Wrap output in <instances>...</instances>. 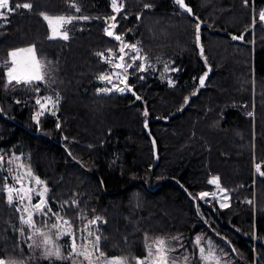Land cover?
<instances>
[{
	"label": "trees",
	"instance_id": "16d2710c",
	"mask_svg": "<svg viewBox=\"0 0 264 264\" xmlns=\"http://www.w3.org/2000/svg\"><path fill=\"white\" fill-rule=\"evenodd\" d=\"M12 2L32 3L33 8L0 19V155L5 161L0 167V258L26 264L50 261L30 256V230L21 223L16 205L6 202L3 186L15 184V168L7 161L16 155L46 183L53 212L69 202L61 214L81 230L79 239L87 235L83 229L89 220L102 218L91 230L101 237L106 257L118 255L134 264L147 255L146 245L162 237L169 249H176L170 254L177 264H184L185 256L191 264H203L195 244L199 235L201 245L207 248L212 242L221 252L217 255L232 264H264V176L253 164V119L242 106L251 97V69L263 92L259 103L264 100V39L256 34L253 67L249 44L251 9L264 8V0H186L192 13L175 0H118L123 6L119 14L111 0ZM41 13L90 20L67 25V40L49 39ZM113 15L116 20L106 23ZM110 23L152 65L144 72L129 71L128 84L141 96L139 101L131 91H98L106 83L97 77L112 72V65L96 53L107 56L108 49L118 52L121 44L105 34ZM256 30L264 32V26L258 23ZM241 34L244 41L233 39ZM32 45L45 63V79L8 84L9 52ZM209 68L201 87L200 78ZM57 93L56 108L34 119L40 108L36 99H55ZM256 131L257 163L264 171V108L259 109ZM255 172L258 196L253 201ZM213 177L230 190L227 207L198 197L215 187L208 183ZM73 200L78 207L71 206ZM34 219L39 223L44 218ZM68 252L65 243L63 254Z\"/></svg>",
	"mask_w": 264,
	"mask_h": 264
},
{
	"label": "snow or ice",
	"instance_id": "6c2138e0",
	"mask_svg": "<svg viewBox=\"0 0 264 264\" xmlns=\"http://www.w3.org/2000/svg\"><path fill=\"white\" fill-rule=\"evenodd\" d=\"M176 4H178L181 8H184L186 11L191 13V8H188L185 4V0H175ZM112 10L114 13L119 14L122 11V5L118 6L117 0H111ZM71 8L74 9L75 13H80L81 9L75 4L72 3L70 5ZM148 7V5H145ZM20 8L31 10L33 8L32 3H13L12 0H0V19L7 21V14L11 12H15ZM43 19L48 23L51 35L49 39L61 38L64 40L69 39V32L65 25H70L74 21H89V16L83 15H59V16H49L45 13H41ZM261 21H264V12L260 13ZM116 15L110 16L106 18V23L109 21H115ZM116 27L115 23H110L108 27L104 29L105 34L111 37H114L115 40L120 41L122 46L118 49V52H113L111 49H108V55L106 56L104 52H98L96 55L100 56L105 63L112 65V67L116 71H112L110 73H101L97 78L100 81H106L108 84H111L112 87L101 88L98 89L99 92H110L115 90L117 92H125L131 91L133 95L135 92L133 87L127 83L129 79V70L132 69L138 72L147 71L152 65L148 62L147 56L141 55V49L137 46V44H127L123 41L122 36L116 34L112 29ZM197 42L200 40L199 36V28L200 24L197 23ZM242 38V37H240ZM233 39H237V37H233ZM125 49H130L131 52L135 53L134 55H129ZM202 51V49H201ZM27 53L29 54L27 57H23L17 59L18 54ZM9 57H11V65L8 67V71L6 73L8 77V84L15 83H25L31 84L34 82L43 81L45 79L46 73L42 74L40 71V61L36 58V50L35 45H32L28 48L16 49L9 52ZM115 58V60H114ZM127 58V59H126ZM137 61L140 63L137 65ZM165 72L169 71V66L167 64L164 65ZM172 71H176L177 69H171ZM207 73H205V76ZM114 78L118 83H114ZM143 79V77H140ZM204 78H200V84L203 86ZM120 84H123V87H120ZM169 84H172V81L169 80ZM37 93H39L40 89L37 87L35 89ZM195 95V93H193ZM136 99H140L139 96H136ZM188 97H185L184 103H188ZM43 100V103H42ZM59 102V94H56L55 99L52 96L40 97L37 98L35 103L40 106L41 110H47V106L51 104L53 107L56 106ZM19 103V101H17ZM43 111L38 112L34 119L39 118V115H42ZM55 114V113H53ZM145 116L148 115L147 111L144 113ZM147 126V125H146ZM59 127V124H57ZM20 156L13 155L8 159L7 163L12 164L17 160H20ZM5 163L4 157L0 155V166ZM19 167L24 168V165H19ZM261 165H256V171L264 176V171H261ZM28 177V187H25L24 177ZM11 179L15 181V184L9 185L7 182L3 186V191H6L7 197L6 202L9 205H16V211L22 213L20 215L21 223L27 225L30 230V234L27 236V241H31L28 243V248H42L43 249V257L49 260H67L71 261V264H78L79 257H83L84 260L88 261V264H97V262H101V264H128L126 258L122 257H113L107 258L105 254L100 250V241L101 237L99 235H95L91 230L92 225H96L98 221H101L102 218L99 216L94 217L89 220L88 223L84 226L83 232L87 233L86 236L83 237L87 244L78 243V233L81 231L80 229L73 228V221L66 219L65 215L61 213L64 211L65 207L69 206V202L65 201L63 205H61L60 212H53L51 206L49 205L46 194L49 191L46 183L42 181L39 177L33 175L30 167L26 168L25 172L19 173L17 175L11 176ZM34 181L37 188H33L31 186ZM209 184H215L219 187V177H213L208 181ZM15 185H20V187H16ZM220 191L226 192V189L221 188ZM33 194L38 197V200L35 204L32 203ZM212 196L215 198L216 193L209 192H200L198 193V197L200 200H204L206 197ZM226 198V197H225ZM195 199V198H194ZM27 201V204L24 202ZM71 206L78 207V202L73 200L71 202ZM227 204H221V207H227ZM26 213V216L24 215ZM34 217H43V221L39 222L34 219ZM83 218V217H81ZM47 229V231L45 230ZM21 235H24V229H19ZM70 238L69 252L67 255H64L61 251V246L57 243L62 237ZM94 239L89 240V237H93ZM179 239V238H174ZM201 237H197L195 240V244L199 249V260L203 262V264H221V256L217 255L215 245L209 243L207 248L200 246L201 245ZM91 245V250L88 245ZM148 249V257L143 260H136V264H177L176 257H170V251H176V249H169L167 247V242L163 238H157V240L153 241L152 244L146 245ZM183 247V245H181ZM151 258V259H149ZM0 264H24L23 260H16L14 258L8 259L7 261L0 259ZM82 264V262H81ZM184 264H191L189 258L187 256L184 257Z\"/></svg>",
	"mask_w": 264,
	"mask_h": 264
},
{
	"label": "rangeland",
	"instance_id": "374dc122",
	"mask_svg": "<svg viewBox=\"0 0 264 264\" xmlns=\"http://www.w3.org/2000/svg\"><path fill=\"white\" fill-rule=\"evenodd\" d=\"M186 1V0H185ZM117 4H118V6H120V3L118 2V0H117ZM184 9V8H183ZM252 11H251V26H250V29H251V32H252V38H251V41L249 42V44L251 45V66L253 67V65H254V61H253V55H254V53H255V50H256V46L258 45L259 46V44H256V43H258L257 42V38H255L256 37V34L257 33H260L261 34V36H260V39H264V32H262V30H260V31H258V30H256L257 29V25H258V23H261V25L262 26H264V21H261V19H260V13L261 12H264V8H261V9H259V10H255V8H253L252 7V9H251ZM48 15V14H47ZM49 16H52V15H49ZM65 27L67 28V25H65ZM243 35L241 34L240 36L239 35H237V37H238V40H240L241 41V39L243 40V37H242ZM240 37H242V38H240ZM244 41V40H243ZM122 46V44H120V46H119V48ZM28 47H30V46H28ZM28 47H25V48H28ZM13 51V50H12ZM125 51L126 52H128L129 53V51H128V49H125ZM29 54H27V53H20V54H18V57H17V59H20V58H23V57H27ZM130 55V54H129ZM36 58L40 61V64H41V67H40V71H41V73L42 74H45V70H44V61H43V59H41L39 56H38V54H37V52H36ZM11 57H9V60L11 61ZM127 59V58H126ZM114 60H115V58H114ZM7 71H8V68L6 69V73H7ZM112 71H116L113 67H112ZM130 71V70H129ZM208 71V70H207ZM206 71V72H207ZM205 72V73H206ZM6 73H5V79H6V81L8 80V77H7V75H6ZM204 73V74H205ZM203 77V76H202ZM208 78V77H207ZM130 75H129V79H128V81H130ZM114 80H115V78H114ZM207 80V79H206ZM128 81H127V83H128ZM206 82V81H205ZM105 83H106V87H108V88H111L112 87V85L111 84H108L106 81H105ZM114 83H118V81H114ZM201 85V84H200ZM124 85L123 84H120V87H123ZM202 87V86H201ZM249 87H250V90H249V94H250V98L248 99V100H246V102L248 103L247 105L248 106H245L246 107V111H248V116L250 115V113L253 111V113L254 114H252V115H250V117H252V119H253V122H252V127H253V139H254V145H253V151H254V155H253V164H254V167L256 168V165L258 164L257 163V161H258V156H256V152H257V146H256V143H255V141H256V136H257V131H256V122L258 121V112H259V109L261 110V109H263L264 108V100L262 99L261 101H260V103H259V98H260V95L263 93V92H260V89H259V83H258V79H256L255 77H254V69H251L250 70V78H249ZM134 90V89H133ZM113 91H115V90H112V92ZM135 91V90H134ZM107 93H109V92H107ZM42 97H46V96H42ZM39 98V97H38ZM42 103H43V100H42ZM251 104V108H252V110H250L249 111V109H248V107H249V105ZM57 105V104H56ZM54 108H56V106L55 107H53L51 104H49L48 106H47V110H41L40 108L38 109L39 110V112H41V111H50L51 109H54ZM240 136H241V134H239ZM157 146H155V148H156ZM157 149H158V147H157ZM154 152H155V150H154ZM154 156H155V154H154ZM157 156H158V159H159V150H158V152H157ZM156 159V158H155ZM158 159H156V160H158ZM12 165H13V167L15 168V173H14V175H17V174H19V173H23V172H25V170H26V168H29L30 166L29 165H27L23 160H17V161H15L14 163H12ZM19 165H24L25 167L24 168H21V167H19ZM4 166V164L2 165V166H0L1 168ZM31 169V168H30ZM31 171H32V169H31ZM33 173V172H32ZM258 173H256L255 172V174L253 175L254 176V179H253V183H252V189H253V201H254V199L258 196V194H257V192H258V185H257V182L255 181V179H256V175H257ZM34 175V174H33ZM35 176V175H34ZM24 180H25V187H28L29 185H28V177L27 176H25L24 177ZM15 186H18V187H20V185H15ZM31 186L33 187V188H37L38 186H36L35 185V183H34V181L32 182V184H31ZM221 188H223V189H226V192H222V191H220V189ZM203 192H209V193H213V192H215L216 193V196H215V198H213L212 196H209V197H206L204 200H202V202L203 203H205V204H214V203H222V204H225V203H227L228 201H229V198H228V194H230V190L227 188V187H225V186H223V185H221L220 183H219V187H217V185H215V187L214 188H212V189H209V190H205V191H203ZM226 197V198H225ZM36 199V200H35ZM37 200H38V197L37 196H35L34 194H33V198H32V203L33 204H35L36 202H37ZM25 204H27V201H25L24 202ZM24 215H26V213L24 214ZM47 231V230H46ZM197 237H200L199 235H197ZM150 238V237H149ZM158 238H162V237H158ZM66 238L65 237H62L57 243L61 246V251H62V253H63V245L65 244V243H67V245H70V241H66L65 240ZM151 239V238H150ZM255 239V238H254ZM156 240H157V238H156ZM64 241V242H63ZM78 243H83V244H87V241H84V239H78V241H77ZM31 243V242H30ZM209 243H211V244H213L212 242H208V244ZM151 244H152V242H151ZM149 245V244H148ZM214 245V244H213ZM200 246H203V247H205L203 244L202 245H200ZM88 247H89V249L91 250V245L89 244L88 245ZM69 248V247H68ZM29 252H30V256H32V257H34L35 259L36 258H38L39 259V261H42V258L43 259H45L44 257H43V249L42 248H33V249H27ZM216 253H220L221 254V252L219 251V250H216ZM169 256L171 257V254H170V252H169ZM113 257H122V256H118V255H115V256H108L107 258H113ZM146 257H148V249H147V255L145 256V257H143V258H138L139 260H143V259H145ZM12 258H14V257H10V258H8V259H12ZM79 258H81L83 261H82V264H88V261L87 260H84V258L83 257H79ZM122 258H124V257H122ZM0 259H3V260H5V261H7L8 259H4V258H0ZM14 259H16V258H14ZM78 259V258H77ZM149 259H151V258H149ZM16 260H18V259H16ZM47 260V259H46ZM49 260V259H48ZM19 261V260H18ZM54 261H56L55 259H53V260H50L49 262H48V264H53L54 263ZM128 262V264H132V263H130L129 261H127ZM24 264H26V263H24ZM70 264H71V262H70ZM78 264H81V262L80 263H78ZM97 264H101V262H97ZM134 264H136V261H135V263ZM221 264H232L231 262H230V259H225V258H222L221 257Z\"/></svg>",
	"mask_w": 264,
	"mask_h": 264
},
{
	"label": "water",
	"instance_id": "95a60500",
	"mask_svg": "<svg viewBox=\"0 0 264 264\" xmlns=\"http://www.w3.org/2000/svg\"><path fill=\"white\" fill-rule=\"evenodd\" d=\"M185 4H186V1H185ZM187 5V4H186ZM187 7L188 8H191V13L193 12V8L192 7H190L189 5H187ZM234 37H237V36H234ZM238 39V38H237ZM237 39H235V40H237ZM207 73V75L205 76V74L203 75V77H205L204 78V84H203V86L202 87H204L205 86V81H206V79H207V77L210 75V73H211V68H209L208 69V71L206 72ZM135 92V91H134ZM135 97L136 96H139L140 97V99H141V96L140 95H138L136 92H135V95H134ZM140 99H136L137 101H139ZM158 119H164V118H161V117H158ZM166 120H169V118H167ZM157 152H158V149H157V147L155 148V152H154V154H155V158L156 159H158V156H157ZM161 185H158L157 187H155V188H153L152 190L153 191H155L157 188H159Z\"/></svg>",
	"mask_w": 264,
	"mask_h": 264
},
{
	"label": "built area",
	"instance_id": "2783aa9c",
	"mask_svg": "<svg viewBox=\"0 0 264 264\" xmlns=\"http://www.w3.org/2000/svg\"><path fill=\"white\" fill-rule=\"evenodd\" d=\"M247 104H248L247 102H246V103L243 102V103H242V106H244V107H245V106H248ZM252 114H254L253 111L250 113V115H252Z\"/></svg>",
	"mask_w": 264,
	"mask_h": 264
}]
</instances>
